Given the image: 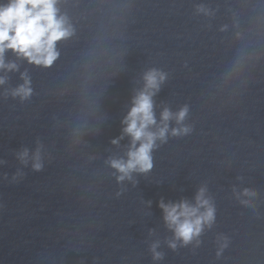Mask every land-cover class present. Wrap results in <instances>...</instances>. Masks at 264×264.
<instances>
[{
    "label": "water",
    "instance_id": "water-1",
    "mask_svg": "<svg viewBox=\"0 0 264 264\" xmlns=\"http://www.w3.org/2000/svg\"><path fill=\"white\" fill-rule=\"evenodd\" d=\"M56 7L74 34L53 65L7 51L17 70L0 71V264H264V0ZM151 70L165 74L157 125L165 109L187 115L168 121L151 169L121 181L110 162L127 160L123 121ZM201 188L214 220L184 245L159 204L194 205Z\"/></svg>",
    "mask_w": 264,
    "mask_h": 264
},
{
    "label": "clouds",
    "instance_id": "clouds-1",
    "mask_svg": "<svg viewBox=\"0 0 264 264\" xmlns=\"http://www.w3.org/2000/svg\"><path fill=\"white\" fill-rule=\"evenodd\" d=\"M58 0H8L7 4H0V71H15L17 65L6 64L4 55L7 51L13 52L18 58L27 60L29 64L39 67H51L57 60L59 52L56 45L74 34L68 19L58 15L56 7ZM199 11H204L201 7ZM24 84L12 92L14 97L22 100L31 95L30 81L26 74L21 77ZM165 80V74L151 70L144 75V88L132 100V107L125 117L123 134L131 138V145L127 153V160H112L111 166L120 173L118 179H131L133 172L145 173L152 167L151 152L156 141H164L169 131L168 121L175 118L180 124L187 115V108L173 114L165 109L161 113L160 125H157L153 111V97ZM5 83V78L0 77V86ZM156 131H151L152 127ZM188 128L173 129L172 135L187 133ZM113 144L118 140H113ZM137 144L139 146L137 147ZM28 151L24 150L19 159L26 162ZM2 163V162H0ZM39 152L34 156L33 168L39 171ZM244 195H255L250 190H245ZM159 207L164 213L168 227L174 231L175 239L189 244L198 237L204 226H210L214 220V207L205 198V189L201 188L195 197V204L186 200L179 203L165 204L161 200ZM169 246L176 247L175 242ZM154 259H160L161 254L155 252Z\"/></svg>",
    "mask_w": 264,
    "mask_h": 264
}]
</instances>
